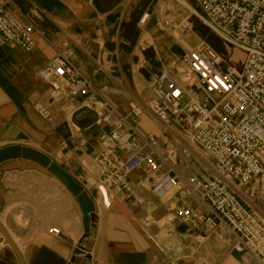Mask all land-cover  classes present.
I'll use <instances>...</instances> for the list:
<instances>
[{"label": "crops", "instance_id": "obj_1", "mask_svg": "<svg viewBox=\"0 0 264 264\" xmlns=\"http://www.w3.org/2000/svg\"><path fill=\"white\" fill-rule=\"evenodd\" d=\"M11 1L42 34L34 33L30 51L0 45V148L22 145L46 153L77 178L97 209L86 234L77 198L45 167L21 158L0 163V223L24 263L192 264L204 259L210 264H256L228 247L223 231L207 234L188 226L152 196L147 195L144 206L123 196L106 205L96 186L94 156L108 126L86 128L90 121L83 116L77 126L55 110L50 121L35 107L49 91L39 72L57 50L68 48L73 63L120 110L130 103L142 107L136 121L142 134L171 138L146 108L154 74L168 70L174 75L184 54L201 41H191L190 33L160 31L157 23L168 18L190 21L194 15L188 8L197 11L190 0ZM141 45L147 48L141 50ZM52 228L59 234L51 233ZM3 237L0 232V264H19Z\"/></svg>", "mask_w": 264, "mask_h": 264}, {"label": "built area", "instance_id": "obj_2", "mask_svg": "<svg viewBox=\"0 0 264 264\" xmlns=\"http://www.w3.org/2000/svg\"><path fill=\"white\" fill-rule=\"evenodd\" d=\"M195 2L200 12L189 11L242 59H225L200 42L174 75L154 74L146 108L171 138L142 134L136 126L142 107L130 103L120 110L73 63L68 48L57 50L39 72L49 91L35 107L52 121L54 110L72 119L87 106L97 113V124L108 126L94 156L106 205L123 196L144 206L152 196L180 222L207 234L223 231L228 247L264 264V0ZM7 4L0 3V45L30 51L40 31L19 6ZM157 27L185 35L191 23L168 18ZM198 151L210 173L192 160ZM50 232L59 234L57 228Z\"/></svg>", "mask_w": 264, "mask_h": 264}, {"label": "water", "instance_id": "obj_3", "mask_svg": "<svg viewBox=\"0 0 264 264\" xmlns=\"http://www.w3.org/2000/svg\"><path fill=\"white\" fill-rule=\"evenodd\" d=\"M79 116H83L85 120L90 121L88 124H86L85 126L86 128H89L97 124L99 119L97 113L92 111L87 106L78 109L73 114L71 121L77 126H81L77 120ZM19 158L25 161L26 160L33 161L45 167L49 173H51L59 181H61L63 184H65L68 187V189L77 198V201L79 202L80 207L82 208L81 210H82L85 233L89 234L91 232V228L94 225L93 221L97 209H96L95 201L89 195V193L84 188V186L77 180V178H74L70 173H68L62 167H60L57 162L55 163V161L50 156H48L46 153L42 152L41 150H37L35 148L29 146H22V145H11L0 148V163L8 160L19 159ZM136 224L139 225L137 222ZM0 232L2 236H4L3 237L4 244L9 245L13 249L19 260V264H25L21 254L22 252H20L19 248L17 247L15 242L11 239V237L8 235V233L1 225V223H0ZM80 251L81 249L78 248L75 254H79ZM71 264H75V261L73 260Z\"/></svg>", "mask_w": 264, "mask_h": 264}, {"label": "rangeland", "instance_id": "obj_4", "mask_svg": "<svg viewBox=\"0 0 264 264\" xmlns=\"http://www.w3.org/2000/svg\"><path fill=\"white\" fill-rule=\"evenodd\" d=\"M190 4L193 5L198 12H200V8L195 2V0H190ZM190 13V11H189ZM191 22V28L190 31L187 33H190L191 41H196L195 43L201 41L209 46H212V48L220 55H222L225 59H235V60H241L242 55H233L231 54V48L228 46L222 39H220L216 34H214L209 28L203 25L202 21L198 18L197 15L192 16L190 19ZM234 56H237V58H234ZM206 156L202 152H196L192 155V160L196 163L197 166H199L203 171L210 173V169L206 167Z\"/></svg>", "mask_w": 264, "mask_h": 264}, {"label": "bare ground", "instance_id": "obj_5", "mask_svg": "<svg viewBox=\"0 0 264 264\" xmlns=\"http://www.w3.org/2000/svg\"><path fill=\"white\" fill-rule=\"evenodd\" d=\"M191 8V7H190ZM192 9V8H191ZM234 58H237V56H234Z\"/></svg>", "mask_w": 264, "mask_h": 264}]
</instances>
